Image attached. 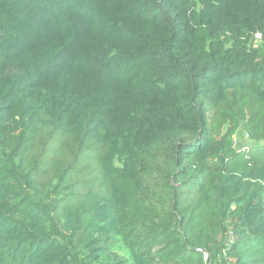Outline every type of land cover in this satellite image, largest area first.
<instances>
[{
  "label": "trees",
  "instance_id": "16d2710c",
  "mask_svg": "<svg viewBox=\"0 0 264 264\" xmlns=\"http://www.w3.org/2000/svg\"><path fill=\"white\" fill-rule=\"evenodd\" d=\"M197 247L264 264V0H0V264Z\"/></svg>",
  "mask_w": 264,
  "mask_h": 264
},
{
  "label": "rangeland",
  "instance_id": "374dc122",
  "mask_svg": "<svg viewBox=\"0 0 264 264\" xmlns=\"http://www.w3.org/2000/svg\"><path fill=\"white\" fill-rule=\"evenodd\" d=\"M234 140H235V147L238 149L244 148V147L249 146L251 144L247 135L243 134L242 132L236 133L234 136Z\"/></svg>",
  "mask_w": 264,
  "mask_h": 264
},
{
  "label": "built area",
  "instance_id": "2783aa9c",
  "mask_svg": "<svg viewBox=\"0 0 264 264\" xmlns=\"http://www.w3.org/2000/svg\"><path fill=\"white\" fill-rule=\"evenodd\" d=\"M261 37H262V34H261L260 32H256V33L254 34V40H255V41L258 40V39H260ZM247 147H248V146H246V147H244V148H241V149L243 150V149H245V148H247ZM239 150H240V149H239ZM230 237H232V232H231V231L229 232V238H230ZM196 250L202 253V255H203V259H204V262H205L206 264H210V263L207 261L208 253H207L204 249H202V248H200V247H197Z\"/></svg>",
  "mask_w": 264,
  "mask_h": 264
}]
</instances>
